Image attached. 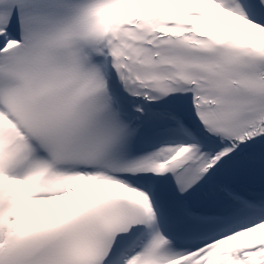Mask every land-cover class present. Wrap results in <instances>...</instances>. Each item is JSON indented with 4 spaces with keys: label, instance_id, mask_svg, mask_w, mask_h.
Returning <instances> with one entry per match:
<instances>
[{
    "label": "snow or ice",
    "instance_id": "6c2138e0",
    "mask_svg": "<svg viewBox=\"0 0 264 264\" xmlns=\"http://www.w3.org/2000/svg\"><path fill=\"white\" fill-rule=\"evenodd\" d=\"M0 264H264V0H0Z\"/></svg>",
    "mask_w": 264,
    "mask_h": 264
}]
</instances>
